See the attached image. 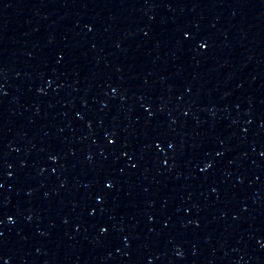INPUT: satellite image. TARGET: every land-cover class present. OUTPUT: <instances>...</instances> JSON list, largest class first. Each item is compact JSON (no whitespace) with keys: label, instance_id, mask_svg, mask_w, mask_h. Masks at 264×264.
<instances>
[{"label":"water","instance_id":"obj_1","mask_svg":"<svg viewBox=\"0 0 264 264\" xmlns=\"http://www.w3.org/2000/svg\"><path fill=\"white\" fill-rule=\"evenodd\" d=\"M0 264H264V0H0Z\"/></svg>","mask_w":264,"mask_h":264},{"label":"snow or ice","instance_id":"obj_2","mask_svg":"<svg viewBox=\"0 0 264 264\" xmlns=\"http://www.w3.org/2000/svg\"><path fill=\"white\" fill-rule=\"evenodd\" d=\"M205 45H201V47H204ZM11 219V218H10Z\"/></svg>","mask_w":264,"mask_h":264}]
</instances>
